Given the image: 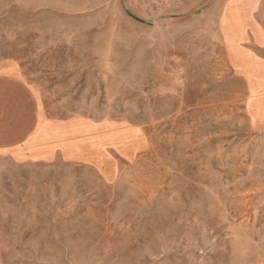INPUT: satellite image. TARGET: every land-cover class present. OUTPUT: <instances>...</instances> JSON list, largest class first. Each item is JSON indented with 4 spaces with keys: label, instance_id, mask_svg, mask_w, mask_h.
<instances>
[{
    "label": "rangeland",
    "instance_id": "1",
    "mask_svg": "<svg viewBox=\"0 0 264 264\" xmlns=\"http://www.w3.org/2000/svg\"><path fill=\"white\" fill-rule=\"evenodd\" d=\"M208 7L0 2L2 55L51 116L79 114L32 140H61L109 181L84 164L0 160V264H264V59L241 45V13L224 12L235 78Z\"/></svg>",
    "mask_w": 264,
    "mask_h": 264
},
{
    "label": "crops",
    "instance_id": "2",
    "mask_svg": "<svg viewBox=\"0 0 264 264\" xmlns=\"http://www.w3.org/2000/svg\"><path fill=\"white\" fill-rule=\"evenodd\" d=\"M185 3L188 11L195 10L202 4L209 5L205 15L214 17L215 31L221 40L226 69L235 78L243 80L244 76L238 73L235 67L225 57V48L221 39L223 36L221 22L224 12L241 13L244 22L241 24L240 30L247 38L241 42V45L252 50L264 59V44H258L254 40L256 32L264 35V0H252L251 3L250 0H185ZM250 5L251 7H249ZM2 51H0V160L6 159L13 164H50L65 162L84 164L96 170L104 182H109L93 164L65 158L63 156V147L60 145L61 140H32L35 131L38 129L37 127H40L45 122H63L79 114L70 117L51 116L44 105V101L47 98L40 92L37 84L24 74L20 66L19 58L12 53L2 55L4 53ZM39 112L41 113L40 119H38ZM93 121L98 123L102 120ZM116 128L120 129L122 127L114 125L111 129ZM100 131L97 130L93 133L98 134ZM70 138L73 137H68L63 140ZM44 148L49 149L51 155L37 156L36 152ZM107 149L116 157L117 167L121 162H129L113 150L112 147L107 146Z\"/></svg>",
    "mask_w": 264,
    "mask_h": 264
},
{
    "label": "bare ground",
    "instance_id": "3",
    "mask_svg": "<svg viewBox=\"0 0 264 264\" xmlns=\"http://www.w3.org/2000/svg\"><path fill=\"white\" fill-rule=\"evenodd\" d=\"M221 26H222V28L224 29V25H223V23H222V25H221ZM235 29H236V31H235V33H236V32H237V28H235ZM224 30H225V29H224Z\"/></svg>",
    "mask_w": 264,
    "mask_h": 264
}]
</instances>
